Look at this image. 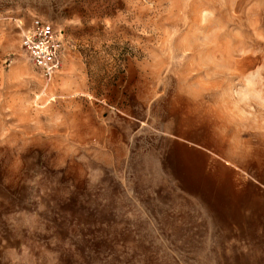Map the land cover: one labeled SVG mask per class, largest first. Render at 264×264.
Wrapping results in <instances>:
<instances>
[{"label": "rangeland", "instance_id": "obj_1", "mask_svg": "<svg viewBox=\"0 0 264 264\" xmlns=\"http://www.w3.org/2000/svg\"><path fill=\"white\" fill-rule=\"evenodd\" d=\"M0 264H264V0H0Z\"/></svg>", "mask_w": 264, "mask_h": 264}, {"label": "built area", "instance_id": "obj_2", "mask_svg": "<svg viewBox=\"0 0 264 264\" xmlns=\"http://www.w3.org/2000/svg\"><path fill=\"white\" fill-rule=\"evenodd\" d=\"M22 46L32 64L47 79L62 69L64 44L55 26L40 17L22 30Z\"/></svg>", "mask_w": 264, "mask_h": 264}, {"label": "crops", "instance_id": "obj_3", "mask_svg": "<svg viewBox=\"0 0 264 264\" xmlns=\"http://www.w3.org/2000/svg\"><path fill=\"white\" fill-rule=\"evenodd\" d=\"M89 19H90L89 17H86L84 15H82V16L78 15L77 17H74V18L69 17L67 22L69 24H78V20H80L82 22L81 24L85 25L84 23H89ZM31 25H32V23L30 25L26 26V28H29ZM66 26H67V24H66ZM66 44H68V43L66 42ZM65 63H67V61H66V48H65V52L63 54V66H62V69L64 68Z\"/></svg>", "mask_w": 264, "mask_h": 264}]
</instances>
